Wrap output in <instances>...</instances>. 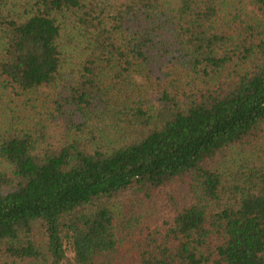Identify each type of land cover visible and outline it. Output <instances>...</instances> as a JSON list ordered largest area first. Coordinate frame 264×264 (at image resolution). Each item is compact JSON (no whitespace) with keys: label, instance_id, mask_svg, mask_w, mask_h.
I'll return each mask as SVG.
<instances>
[{"label":"trees","instance_id":"trees-1","mask_svg":"<svg viewBox=\"0 0 264 264\" xmlns=\"http://www.w3.org/2000/svg\"><path fill=\"white\" fill-rule=\"evenodd\" d=\"M2 104L0 264H264V0H0Z\"/></svg>","mask_w":264,"mask_h":264},{"label":"rangeland","instance_id":"rangeland-1","mask_svg":"<svg viewBox=\"0 0 264 264\" xmlns=\"http://www.w3.org/2000/svg\"><path fill=\"white\" fill-rule=\"evenodd\" d=\"M18 102H20V101L13 102L12 104L10 102H8V104L13 105V104H17ZM4 103H6V102H4ZM3 104L0 105L1 112L3 111ZM67 248H68V254H69V256L72 257L73 253L70 251V248L68 246H67Z\"/></svg>","mask_w":264,"mask_h":264}]
</instances>
